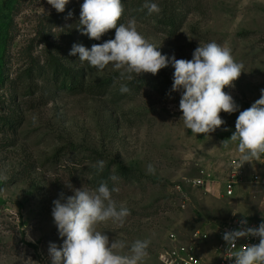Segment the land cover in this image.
I'll return each instance as SVG.
<instances>
[{
	"label": "rangeland",
	"instance_id": "1",
	"mask_svg": "<svg viewBox=\"0 0 264 264\" xmlns=\"http://www.w3.org/2000/svg\"><path fill=\"white\" fill-rule=\"evenodd\" d=\"M171 1L155 4L162 11ZM179 1L182 23L173 33L154 16L161 11L145 16L147 0H121L118 23L135 18L138 32L169 60L158 74L133 73L128 81L111 64L100 71L69 55L74 44L91 49L115 37L114 29L99 40L81 34L84 0H69L59 13L47 0H0V177H6L0 179V264H51L50 245L61 248L66 239L54 223L53 201L66 202L73 189L94 190L104 181L119 189L112 197L130 215L123 226L108 221L97 229L128 246L150 238L144 264H165L160 252L173 245L171 231L190 243L191 234L211 222L237 216L264 222V183L254 179H264V155L243 164L244 175L228 196L225 182L241 160L238 142L222 144L235 132L239 112L264 89V0ZM212 41L229 47L244 66L234 86L224 89L238 110L221 112L224 125L194 136L180 120L181 93L137 86L144 77L170 89L172 57L191 60L200 43ZM61 68L84 72L78 88L56 81ZM122 84L128 93L120 92ZM101 160L105 167L98 172L93 165ZM203 171L208 181L197 186L193 180ZM198 244L210 255L206 243Z\"/></svg>",
	"mask_w": 264,
	"mask_h": 264
},
{
	"label": "clouds",
	"instance_id": "2",
	"mask_svg": "<svg viewBox=\"0 0 264 264\" xmlns=\"http://www.w3.org/2000/svg\"><path fill=\"white\" fill-rule=\"evenodd\" d=\"M47 3L59 13L64 12L69 0H47ZM144 7L150 15L161 11L155 3H146ZM123 13L121 0H84L79 20L81 34L99 40L114 29L115 37L102 44H93L91 49L74 44L69 55H78L81 63L87 62L100 71L111 64L114 70L119 71L122 80H133V73L136 76L158 74L168 65V58L138 32L135 18L127 23H118ZM71 15L69 12L68 17ZM171 63L174 67L172 91L181 92L180 120L192 135H209L224 125L221 112L231 114L238 110L233 97L224 89L234 86L244 72V66L235 61L229 47L215 41L200 43L191 60L172 57ZM129 91L126 85H121V93ZM229 141L238 142L237 151L242 165L259 161L264 155V89L259 99L239 112L235 132L222 141L225 148ZM93 167L102 172L105 162L98 161ZM148 172L155 174L152 165H148ZM73 191L74 195L68 196L66 202L62 203L60 199L53 201L54 223L60 237L66 239L61 248L50 245L51 264H144L149 255L150 238L136 239L128 246L124 240L110 242L109 237L97 229L98 224L108 221L123 226L130 215L126 205L117 204L112 197V193L119 189H110L104 181L94 190L82 187ZM239 223V229L226 231L223 235L228 245L226 259H234V264H264V222L258 227H247L246 219ZM247 237H258L259 243L238 248L237 241ZM126 247L127 252L124 251Z\"/></svg>",
	"mask_w": 264,
	"mask_h": 264
},
{
	"label": "built area",
	"instance_id": "3",
	"mask_svg": "<svg viewBox=\"0 0 264 264\" xmlns=\"http://www.w3.org/2000/svg\"><path fill=\"white\" fill-rule=\"evenodd\" d=\"M244 168L241 162L237 164L232 177L225 182L226 194L231 196L234 194V186L239 182V178L244 175ZM207 173L202 172V176L193 180L197 186H202L208 181ZM254 179L264 183L262 175H255ZM247 220V227H258L261 223L249 216L232 217L225 221L215 223L211 222L208 227L198 229L191 234V242L183 243L175 231L169 233V239L172 246L162 249L160 257L165 264H234V259H226L228 245L223 240V235L226 231L236 230L241 227L240 221ZM199 242L206 243L210 248V255L205 254L199 247ZM258 237L240 238L237 241V247L247 244H258ZM238 250V249H237Z\"/></svg>",
	"mask_w": 264,
	"mask_h": 264
},
{
	"label": "trees",
	"instance_id": "4",
	"mask_svg": "<svg viewBox=\"0 0 264 264\" xmlns=\"http://www.w3.org/2000/svg\"><path fill=\"white\" fill-rule=\"evenodd\" d=\"M139 2V1H138ZM183 2V1H182ZM141 3V2H140ZM148 4L155 3V0H147ZM169 5L165 6L164 9L161 11L162 13L157 16V21L162 23L165 27L170 28V30L176 32L179 27L181 26L182 21L180 20V14H178L177 10L180 7V1L179 0H172ZM144 12H146L145 16L151 17L152 14L150 15L148 13L147 8H143ZM179 22V23H178ZM56 81L60 83V85L67 87L69 89H75L79 87V84L83 80L84 77V72L81 70L79 73L76 74H70L69 69L66 68H61L58 71L56 70ZM139 85L137 86L138 88L142 86H151L154 89L162 92V94H166L167 96H170L171 94H180V91H172V87L169 89L166 87V82H157V81H149L145 79L144 77L139 80ZM170 84H173V82H170ZM182 91V90H181ZM179 98L178 100H180ZM126 169V167H124ZM124 169V170H125Z\"/></svg>",
	"mask_w": 264,
	"mask_h": 264
},
{
	"label": "crops",
	"instance_id": "5",
	"mask_svg": "<svg viewBox=\"0 0 264 264\" xmlns=\"http://www.w3.org/2000/svg\"><path fill=\"white\" fill-rule=\"evenodd\" d=\"M238 217V216H237ZM250 217V216H249ZM250 218H252V217H250ZM253 219V218H252Z\"/></svg>",
	"mask_w": 264,
	"mask_h": 264
}]
</instances>
